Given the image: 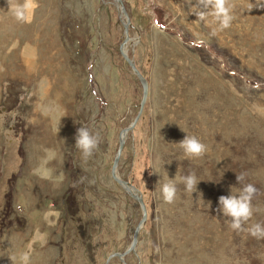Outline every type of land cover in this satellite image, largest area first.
<instances>
[{
  "label": "rangeland",
  "instance_id": "rangeland-1",
  "mask_svg": "<svg viewBox=\"0 0 264 264\" xmlns=\"http://www.w3.org/2000/svg\"><path fill=\"white\" fill-rule=\"evenodd\" d=\"M123 1L127 54L149 82L118 164L147 208L135 251L107 261L143 216L111 174L143 96L119 9L31 0L18 19L24 0H0V264H264V237L248 231L264 226V0H221L226 26L217 0ZM81 125L98 142L87 158ZM180 126L205 144L199 157L175 143ZM189 172L192 191L179 182ZM174 177L167 203L156 185ZM246 183L252 215L232 229L218 197Z\"/></svg>",
  "mask_w": 264,
  "mask_h": 264
},
{
  "label": "clouds",
  "instance_id": "clouds-1",
  "mask_svg": "<svg viewBox=\"0 0 264 264\" xmlns=\"http://www.w3.org/2000/svg\"><path fill=\"white\" fill-rule=\"evenodd\" d=\"M31 7V0H24L23 3L12 4L11 10L16 18L23 19L31 10ZM216 8L218 12L225 13L222 23L226 26L230 18L227 16V10L223 7L221 0H217ZM181 129L186 132V135L175 143L183 150L186 157H199L206 150L205 144L202 143L196 135H189L185 129L182 127ZM97 143L95 135L90 132L87 126L81 125L77 128L74 144L80 149L81 155L84 158L91 155ZM154 171L159 173L158 170ZM243 179L244 173H237L236 180L238 184L243 181ZM160 181L161 178L158 180L156 187L159 186L162 199L167 203L173 202L177 192V180L174 177L173 179L165 180L163 183ZM198 181L195 174L191 172L179 177V182L184 184L187 191H192L193 188L196 187ZM256 191L257 189L253 184L246 183L238 191H233V187L231 186L229 194L220 195L218 197V210L224 216L231 217L230 228L240 229L242 222L247 221L249 217H251V200ZM248 231L252 236L264 237V226L259 222L250 225Z\"/></svg>",
  "mask_w": 264,
  "mask_h": 264
},
{
  "label": "water",
  "instance_id": "water-1",
  "mask_svg": "<svg viewBox=\"0 0 264 264\" xmlns=\"http://www.w3.org/2000/svg\"><path fill=\"white\" fill-rule=\"evenodd\" d=\"M113 2L115 3L117 8L119 9V18L125 27V36L126 37H125L124 42L121 44V53L123 54L124 58L128 61L129 65L133 69L134 73L139 78V81H140V83L142 85V89H143V96H142V100L140 102L139 113L135 117L134 121L129 126L123 128L121 130V134H120V138H119V145H118V149H117V152L115 154V157H114V162H113V166L111 169V174H112L113 178L115 179V181L120 183L124 187L125 191L127 193H129L133 198H135L140 203L142 211H143V216L135 228L132 243L129 245L127 250H125L124 252H115V253L111 254L107 258V261H109L110 258L115 256V255H119V256L123 257L124 255H126L129 252L135 251V246H136V243L138 240L139 231H140L143 223L146 221V218H147V208H146L145 202L143 200V197L140 194L139 189L136 186H134L133 184H131L129 181L124 180L120 177V175L118 173V164H119V158H120L122 150L124 148V144H125V140H126V137L128 135V132L135 126L136 122L138 121L139 116L142 112L143 106L145 105V102L147 100L148 93H149V82L145 78V76L139 71V69L136 67L135 62L132 60V58L129 57L127 52L124 51L125 44L128 42V40L132 39L130 34H129V28L130 27L134 28V25L132 24L130 18L127 19V21H126V19L123 17L124 14H127L124 1L123 0H113Z\"/></svg>",
  "mask_w": 264,
  "mask_h": 264
},
{
  "label": "bare ground",
  "instance_id": "bare-ground-1",
  "mask_svg": "<svg viewBox=\"0 0 264 264\" xmlns=\"http://www.w3.org/2000/svg\"><path fill=\"white\" fill-rule=\"evenodd\" d=\"M124 47H125L124 51L127 52V44H126V46H124Z\"/></svg>",
  "mask_w": 264,
  "mask_h": 264
},
{
  "label": "crops",
  "instance_id": "crops-1",
  "mask_svg": "<svg viewBox=\"0 0 264 264\" xmlns=\"http://www.w3.org/2000/svg\"><path fill=\"white\" fill-rule=\"evenodd\" d=\"M22 103V102H21Z\"/></svg>",
  "mask_w": 264,
  "mask_h": 264
}]
</instances>
